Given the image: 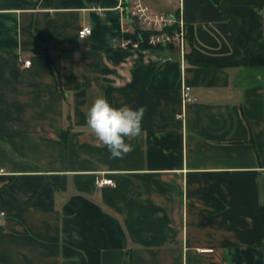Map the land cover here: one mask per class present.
Here are the masks:
<instances>
[{
  "label": "crops",
  "instance_id": "obj_1",
  "mask_svg": "<svg viewBox=\"0 0 264 264\" xmlns=\"http://www.w3.org/2000/svg\"><path fill=\"white\" fill-rule=\"evenodd\" d=\"M132 1L0 0V264H264V0H141L183 12L184 57L123 46ZM98 96L147 109L123 159Z\"/></svg>",
  "mask_w": 264,
  "mask_h": 264
},
{
  "label": "built area",
  "instance_id": "obj_2",
  "mask_svg": "<svg viewBox=\"0 0 264 264\" xmlns=\"http://www.w3.org/2000/svg\"><path fill=\"white\" fill-rule=\"evenodd\" d=\"M126 11L131 23L125 28V33H134L136 27L147 33L141 40L134 41L131 38H125L123 41L124 47L135 49H152L158 47H173L178 49L180 56L184 57L186 54V47L188 41L187 23L183 12L180 10L179 14L169 15L165 13H158L153 11L148 5L143 4L141 0H134L130 6L123 9ZM92 33L91 26H84L79 30L80 38H86ZM146 45L145 47L142 46ZM30 60H25L24 65H30ZM183 99L185 103L196 102V98L192 96L190 89L184 87ZM100 186L114 185L112 179H101L98 181ZM6 212H0V225L5 223ZM210 251V250H207Z\"/></svg>",
  "mask_w": 264,
  "mask_h": 264
},
{
  "label": "clouds",
  "instance_id": "obj_3",
  "mask_svg": "<svg viewBox=\"0 0 264 264\" xmlns=\"http://www.w3.org/2000/svg\"><path fill=\"white\" fill-rule=\"evenodd\" d=\"M147 109L140 106L114 107L107 98L98 96L86 112V124L97 142L105 146L110 159H123L134 151L126 140H135L143 135L142 120Z\"/></svg>",
  "mask_w": 264,
  "mask_h": 264
},
{
  "label": "trees",
  "instance_id": "obj_4",
  "mask_svg": "<svg viewBox=\"0 0 264 264\" xmlns=\"http://www.w3.org/2000/svg\"><path fill=\"white\" fill-rule=\"evenodd\" d=\"M187 30H188V41L192 40L193 38V29L191 26H188L187 24ZM147 35L146 32L140 30V28L136 27L134 30V33L125 35L126 38H131L134 41L139 40L141 41L145 36ZM145 47L146 45H143ZM245 50V60L244 64L245 66H262L264 64V42L259 41L257 43H244L243 45ZM172 48L173 47H167ZM187 53V52H186ZM188 54H185V56ZM63 140L66 142V136L63 138Z\"/></svg>",
  "mask_w": 264,
  "mask_h": 264
}]
</instances>
